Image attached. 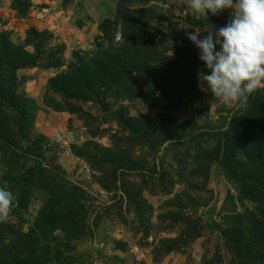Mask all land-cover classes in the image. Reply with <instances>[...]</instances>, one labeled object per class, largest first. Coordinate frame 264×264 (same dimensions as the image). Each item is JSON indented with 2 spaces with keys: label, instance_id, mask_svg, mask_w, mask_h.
Instances as JSON below:
<instances>
[{
  "label": "rangeland",
  "instance_id": "374dc122",
  "mask_svg": "<svg viewBox=\"0 0 264 264\" xmlns=\"http://www.w3.org/2000/svg\"><path fill=\"white\" fill-rule=\"evenodd\" d=\"M186 4L0 0V185L18 202L0 264H240L257 169L222 135L264 90L214 98L186 33L232 9Z\"/></svg>",
  "mask_w": 264,
  "mask_h": 264
},
{
  "label": "clouds",
  "instance_id": "9594fccd",
  "mask_svg": "<svg viewBox=\"0 0 264 264\" xmlns=\"http://www.w3.org/2000/svg\"><path fill=\"white\" fill-rule=\"evenodd\" d=\"M187 8L207 17L232 9L228 22L186 33L200 50L199 59L210 70L200 74L214 98H227L246 107L264 90V0H187ZM201 32L207 35L201 37ZM217 46L219 48L217 49ZM18 202L7 181L0 185V224L8 223Z\"/></svg>",
  "mask_w": 264,
  "mask_h": 264
},
{
  "label": "trees",
  "instance_id": "16d2710c",
  "mask_svg": "<svg viewBox=\"0 0 264 264\" xmlns=\"http://www.w3.org/2000/svg\"><path fill=\"white\" fill-rule=\"evenodd\" d=\"M113 50L121 49L116 47ZM255 101L256 97H252L250 107L234 116L231 127L222 135L225 154L229 151L232 156L239 145H244L249 164L257 169L256 172H245L240 178L246 195L257 192L254 197L249 196V199L258 201L257 213L262 217L252 219L253 224L247 231L236 230L232 238L240 264H264V197H258L264 192V101ZM232 167L235 168V165Z\"/></svg>",
  "mask_w": 264,
  "mask_h": 264
}]
</instances>
